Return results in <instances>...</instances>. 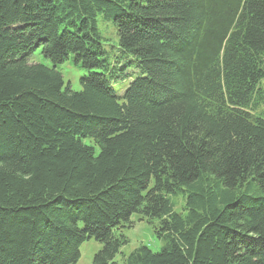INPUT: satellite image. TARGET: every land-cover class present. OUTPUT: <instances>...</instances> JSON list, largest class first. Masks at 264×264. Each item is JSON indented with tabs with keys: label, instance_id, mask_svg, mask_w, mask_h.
Listing matches in <instances>:
<instances>
[{
	"label": "trees",
	"instance_id": "trees-1",
	"mask_svg": "<svg viewBox=\"0 0 264 264\" xmlns=\"http://www.w3.org/2000/svg\"><path fill=\"white\" fill-rule=\"evenodd\" d=\"M263 80L264 0H0V264H264Z\"/></svg>",
	"mask_w": 264,
	"mask_h": 264
},
{
	"label": "rangeland",
	"instance_id": "rangeland-1",
	"mask_svg": "<svg viewBox=\"0 0 264 264\" xmlns=\"http://www.w3.org/2000/svg\"><path fill=\"white\" fill-rule=\"evenodd\" d=\"M101 36L104 40L110 41L112 45H117V36L113 28L107 27L101 24ZM115 53V52H112ZM35 62L45 63L43 57L37 54L34 58ZM60 71L64 78L65 85H69L73 90L80 91L81 84L80 79L85 74L83 71L77 69L72 65V60H68L66 63L60 66ZM125 88V85L123 84ZM261 87L264 89V80L261 83ZM256 115H262L264 117V99L260 101L256 109ZM176 211L183 213L185 207V201L183 198L172 199ZM134 224L131 227H127L123 230V234L128 239L129 243L122 248V256L117 257V261L123 264V256H128L132 251L138 247L145 245L148 246L154 252L160 251L165 242L157 237L154 231V227L147 220H141L140 217H133ZM155 224L157 222H154ZM102 248V245L95 240L86 242L80 249L81 259L77 264H92L94 255Z\"/></svg>",
	"mask_w": 264,
	"mask_h": 264
}]
</instances>
